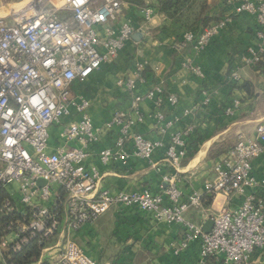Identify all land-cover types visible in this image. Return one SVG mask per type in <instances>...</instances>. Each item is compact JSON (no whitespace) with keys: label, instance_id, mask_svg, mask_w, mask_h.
Masks as SVG:
<instances>
[{"label":"built area","instance_id":"built-area-1","mask_svg":"<svg viewBox=\"0 0 264 264\" xmlns=\"http://www.w3.org/2000/svg\"><path fill=\"white\" fill-rule=\"evenodd\" d=\"M228 4L233 16L248 15L256 21V42L247 48L244 62L257 71L264 63V0ZM137 13L145 23L159 16L151 8L129 10L122 0H64L60 7L36 0L0 20V214L7 218L0 229L1 264L37 238L44 245L53 242L35 264H98L68 232L94 224L113 207L137 208L159 223L180 226L184 239L175 248L177 255L198 243L203 261L213 257L225 264H250L253 254L264 249V179L259 181L253 170V163L264 156V122L254 136L238 135L234 148L214 164V177L187 195L179 187L178 174L195 127L189 124L169 134L175 122L168 120L166 111L177 110L180 99L160 83L149 86L146 62L116 83L131 97L130 112L114 111L101 128L95 127L86 84L142 33L134 22ZM231 22L226 16L200 34L185 32L174 49L190 47L201 55ZM180 68L197 79L205 77L203 69L190 62ZM230 82H242L240 68L230 74ZM201 97L200 109L214 111L219 118H231L241 108L237 100L215 104L209 90ZM143 103L153 106L157 139L138 132L146 121ZM198 109H186L182 117L199 115ZM110 133L115 134L113 144L99 151V162L126 167L135 158L154 168L156 160L167 163L171 171L162 175L158 192H112L102 186L103 175L88 161ZM39 180L46 184L39 186ZM11 185L16 188L9 192ZM218 195L227 204L209 218L214 225L205 234L203 224L186 214L200 209L205 196ZM234 197L241 204L231 209Z\"/></svg>","mask_w":264,"mask_h":264},{"label":"crops","instance_id":"crops-1","mask_svg":"<svg viewBox=\"0 0 264 264\" xmlns=\"http://www.w3.org/2000/svg\"><path fill=\"white\" fill-rule=\"evenodd\" d=\"M208 2L212 3V13L216 15L226 16L232 13L231 7L224 6L220 0H208ZM136 16L140 17L141 15L137 13ZM136 16L134 22L142 31V33L137 32L142 34V39L140 41L133 39L127 49L129 53H122L115 63L105 65L102 70L91 76L85 87V95L93 102L91 116L95 127L101 128L114 111L130 112L131 97L116 86V81L124 73L131 74L138 63L146 62L144 76H146L149 86L160 83L165 89L177 94L180 99L177 110L166 111L168 120L175 122V125L169 130V134L182 131L189 124L194 125L195 129L203 134L195 154L193 157L183 160V162L189 161L185 166L181 164V172L178 174L179 187L187 195L192 190L202 189L205 181L200 184L199 179L203 176L201 169L204 163H211L214 167L219 159L208 160V152L215 143L233 135L236 137L238 135L254 136L256 127L264 121V114H258L252 119L245 116L246 111L253 109L251 103L254 101L246 99V93L243 91L238 89L231 91L230 86V74L236 68H240L242 82L254 85L257 100H259L260 94L264 93V85L260 92H257L256 87L259 84L257 81L264 82L263 75L255 69L245 66L244 62L247 48L256 42V21L248 15L237 17L219 36L214 38L201 55H197L190 47L181 52L174 49L184 32L180 26L165 23L164 17L160 15L150 23H145L141 17L136 18ZM161 27H165V31L155 37L153 33ZM130 56L134 63L128 61ZM183 62L200 66L205 77L197 79L191 72L181 69L180 64ZM126 65L130 66L129 69L126 68ZM105 67L112 71L111 77L107 73H102ZM259 87L261 86L259 85ZM203 90H209L218 105L225 103L229 98L239 99L240 102L242 100L240 110L231 118L220 119L213 114L214 111L208 114L203 107L200 109ZM195 108H199V115L190 118L182 117L184 110H194ZM141 109L146 115V121L138 128V132L149 139H157L159 137L158 122L154 117L152 104L143 103ZM205 116H207L206 119ZM56 133V130L52 131L53 136H56ZM114 136V133L104 136L105 140L100 146L93 148L92 156L88 161V166L96 167L103 175L102 186L112 192H131L142 189L158 192L162 175L169 174L171 171L167 163L156 160L157 167L154 168L135 158H131L126 167L122 165L105 167L99 162L97 154L104 147L113 144ZM128 148L131 146L128 145ZM158 168L160 171L157 170ZM253 170L259 181L264 179V156L253 163ZM213 177L214 173L206 181ZM191 182L198 185L189 186V189H186L187 184ZM15 188V185L9 186V192ZM226 204V198L218 195L213 198L211 205L206 206L204 202L200 209H191L186 215L191 221L204 225ZM240 204L241 199L234 197L228 207L236 209ZM108 213L113 214L111 221L108 220L109 217L106 216V213L95 225H104L108 221L109 225L113 227V241L117 247L114 264H209L200 258L198 243L192 244L181 254H175L176 246L184 239V232L180 226H167L159 223L151 214L140 212L137 208L113 207ZM93 225H85L81 231L88 230ZM89 231L93 232L91 229ZM94 234L96 233L93 232L89 235L94 236ZM12 238L10 237V240ZM73 240L80 245L75 239ZM84 249L89 256L94 258L86 248ZM102 253L105 254V250H102ZM221 264L225 263L221 261ZM250 264H264V249L257 250L253 254Z\"/></svg>","mask_w":264,"mask_h":264},{"label":"trees","instance_id":"trees-1","mask_svg":"<svg viewBox=\"0 0 264 264\" xmlns=\"http://www.w3.org/2000/svg\"><path fill=\"white\" fill-rule=\"evenodd\" d=\"M128 5L129 10H141L151 8L157 14L164 17L165 23H172L180 26L184 32H194L200 34L211 24L217 22L221 16L212 13V6L208 0H122ZM222 4L227 6V0H222ZM131 13V12H130ZM165 31V27H161L153 33L155 37ZM181 34V36H182ZM122 55V54H121ZM257 72L263 75L264 78V63L258 66ZM231 91L238 89L246 93V99L257 100L254 85L251 83L241 82L239 84L230 83ZM215 104H217L214 101ZM226 103L219 104L225 106ZM221 119V118H220ZM188 139L190 145L188 158L193 157L199 142L202 141V132L195 129ZM194 131V132H195ZM236 139L231 137L226 138L221 142L215 143L208 152V160H216L226 155L235 146ZM189 160L182 162V165H187ZM6 196V193H4ZM213 198L205 196L204 202L206 206L211 205ZM7 218L0 214V229L4 226ZM42 240L37 238L31 241L18 253H11L5 258V264H35L41 257L42 250L53 240L41 244ZM209 264H221V261L216 258L209 257L205 259Z\"/></svg>","mask_w":264,"mask_h":264},{"label":"rangeland","instance_id":"rangeland-1","mask_svg":"<svg viewBox=\"0 0 264 264\" xmlns=\"http://www.w3.org/2000/svg\"><path fill=\"white\" fill-rule=\"evenodd\" d=\"M33 1H36V0H33ZM33 1H31V2H33ZM31 2H30V0H0V20L7 18L9 16H12L14 14H17L18 12H20V10H23L25 7H27V5H29ZM44 2H45V5L54 4L56 6H59V5H62L64 3V0H44ZM220 3H222V0H220ZM21 6H22V8H21ZM227 6L230 7L228 4V0H227ZM231 9L233 12L232 7H231ZM9 12H11V13H9ZM126 13L129 14L128 11H126ZM226 16H230L232 18V22L230 24H232L235 21V19L237 18L236 16H233L232 14L226 15ZM226 16H221V18L226 17ZM138 17L139 16H136V18H138ZM125 52L129 53V52H127V50ZM126 56L128 57V55H126ZM131 57L132 56H130V59L128 61H132V63H134L133 58H131ZM132 63H131V65H133ZM129 67H130L129 65H126L127 69H129ZM108 69L105 67L102 73H107V75L109 77H111L112 71H109ZM129 75L124 73L122 75V77H119L117 79V81L119 79H122L124 76L127 77ZM117 81H116V83H117ZM257 82L259 83L256 86L257 92H260V91H262V88H263L262 86L264 85V82L263 81L262 82L257 81ZM259 85L261 87H259ZM260 95L261 96H260L259 100L254 101V102L251 101V102H253V103H251V104H253L252 105L253 109L251 108V110H248L244 113L245 116H249L248 119L255 118V117H257L258 114L259 115L264 114V93H261ZM235 100L240 102L239 99L229 98L225 101V103H228L230 101H235ZM241 102H242V100H241ZM241 102H240V104H241ZM221 104H223V103H221ZM237 112H236V114H237ZM245 116H241V117L244 118ZM241 133H242V130H241ZM234 134H237V133H234ZM232 138L236 139V141L238 139V137H236V135H233ZM213 168H214L213 164L204 163V166L201 169L203 176L200 177V179H199L200 184H202L204 181H206V179H208L212 176ZM180 185H182V184H180ZM197 185L194 182H191L190 184H187L186 189H189V186L195 187ZM106 216H108L109 217L108 220L110 219V221H111V217H113V214L107 212ZM96 223L97 222H95L94 225L92 224L93 226L90 228L91 230H93L94 233H96V234H94V236L89 235V234H93L92 231H89L90 229L82 230V231L79 230L76 232H74L72 230H71V232L67 231L68 235L71 238L75 239L80 244V246H83L84 248H86L89 251V253L95 258V260L98 262V264H114V259H115V256L117 255V247L115 246V243L113 241L114 240L113 227H112V225H109L108 221L104 225H98V224L95 225ZM67 232L64 233L66 236H67ZM56 240H58V239H56ZM102 250H105V254L102 253Z\"/></svg>","mask_w":264,"mask_h":264},{"label":"water","instance_id":"water-1","mask_svg":"<svg viewBox=\"0 0 264 264\" xmlns=\"http://www.w3.org/2000/svg\"><path fill=\"white\" fill-rule=\"evenodd\" d=\"M133 39L136 40V41H140V39H142V34L141 33H136L134 36H133ZM46 184L45 181L43 180H39L38 181V185L39 186H44ZM214 225V222L212 219H209L206 221V223L203 225V231L205 234H209L212 230V227Z\"/></svg>","mask_w":264,"mask_h":264},{"label":"bare ground","instance_id":"bare-ground-1","mask_svg":"<svg viewBox=\"0 0 264 264\" xmlns=\"http://www.w3.org/2000/svg\"><path fill=\"white\" fill-rule=\"evenodd\" d=\"M31 1H33V0H30V2H31ZM27 4H28V3H27ZM60 6H61V5H59L58 7H60ZM19 7H20V6H19ZM21 8H22V6H21ZM20 11H21V10H20ZM9 13H11V12H9Z\"/></svg>","mask_w":264,"mask_h":264}]
</instances>
